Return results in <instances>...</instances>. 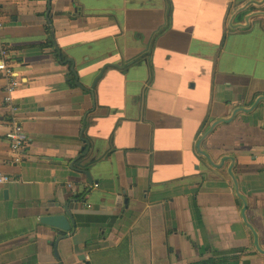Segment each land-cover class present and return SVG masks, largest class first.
Wrapping results in <instances>:
<instances>
[{"label": "crops", "instance_id": "crops-1", "mask_svg": "<svg viewBox=\"0 0 264 264\" xmlns=\"http://www.w3.org/2000/svg\"><path fill=\"white\" fill-rule=\"evenodd\" d=\"M0 15L29 137L11 165L2 113L0 264H204L237 251L229 264H264V0H0ZM228 119L201 145L211 165L198 143ZM49 208L75 219L57 246L40 223Z\"/></svg>", "mask_w": 264, "mask_h": 264}, {"label": "built area", "instance_id": "built-area-1", "mask_svg": "<svg viewBox=\"0 0 264 264\" xmlns=\"http://www.w3.org/2000/svg\"><path fill=\"white\" fill-rule=\"evenodd\" d=\"M12 23L0 15V32L11 28ZM10 52L0 40V75L7 81L4 92L3 101L0 106V116L2 113L9 112L12 119V132L8 134V139L11 141V153L14 158L11 160V165H22L27 156L26 148L29 142L25 127L19 122L16 117L18 106L15 104L14 95L17 92L20 81L16 77L15 69L10 61ZM12 179L0 172V186H5L11 183Z\"/></svg>", "mask_w": 264, "mask_h": 264}, {"label": "water", "instance_id": "water-1", "mask_svg": "<svg viewBox=\"0 0 264 264\" xmlns=\"http://www.w3.org/2000/svg\"><path fill=\"white\" fill-rule=\"evenodd\" d=\"M73 63H74V69L72 70V72L74 73L75 78H76V86H78L79 88H81L79 76L75 72V62H74V60H73ZM94 88H95V86H94ZM90 94L92 95V97L95 100V94L93 92H90ZM231 121H232L231 119L230 120L228 119V120H220V121L216 122L215 124H213L211 126V128L206 132V134L203 135V137L200 139V141L198 143V152L201 154L202 157L206 158L211 165H214V164H213L211 158L209 157V155L206 154L205 152H203V150L201 149V145L209 137V135L215 130V128L217 126H219L221 124L230 123ZM83 134H84V131H83L82 135ZM90 147H91L90 142H87V149H86V152L87 153L89 152ZM229 159H230V161L233 162V159L232 158H229ZM76 162H77V160L74 161L73 168H74V165L76 164ZM92 164H95V163L92 162L90 164H86L84 167L86 169H89V167H91ZM81 173L84 174L88 178V180L91 183V185L94 186L95 182L93 181L92 175H91L92 169H90V170H83V171H81ZM229 173H230V177H231V179H232V181L234 183V186L236 188L237 196L243 201V203L245 205V209L247 211V208H246L247 207V202L243 198V196H241L240 193H239V185H238L237 179H236V177H235V175L233 173L232 168H230ZM59 204L55 205V208H59L60 207ZM52 209H54V207H52ZM52 209L49 208L48 210H46L47 213L41 218L40 223L43 226L50 227V228H52L55 231V237H56L55 238V245H56V243L58 245L60 243V241H62L63 238H64L62 236V234L61 233H58V232L69 233L71 230H73V228L75 227V222H74L75 219H74V216L69 212V209L67 211L64 209V211L66 212L65 215L62 214V213H59V212H53ZM243 218H244V220H246L245 212L243 213ZM75 232H76V230L74 231V233ZM66 237L67 236H65V238Z\"/></svg>", "mask_w": 264, "mask_h": 264}, {"label": "trees", "instance_id": "trees-1", "mask_svg": "<svg viewBox=\"0 0 264 264\" xmlns=\"http://www.w3.org/2000/svg\"><path fill=\"white\" fill-rule=\"evenodd\" d=\"M43 49H53V44L51 41H47L45 44L41 46ZM8 49V48H7ZM140 58V57H139ZM139 58L135 59L138 62ZM96 163V162H93ZM80 165V163H79ZM81 166V165H80ZM81 168V167H80ZM83 168V167H82ZM85 168V167H84ZM83 168V169H84ZM245 253L243 251H237L229 255H220L216 259H209L205 260L208 261L204 264H229V263H237L241 260ZM204 261V260H203Z\"/></svg>", "mask_w": 264, "mask_h": 264}, {"label": "rangeland", "instance_id": "rangeland-1", "mask_svg": "<svg viewBox=\"0 0 264 264\" xmlns=\"http://www.w3.org/2000/svg\"><path fill=\"white\" fill-rule=\"evenodd\" d=\"M98 7V9H90L87 11V13L91 14L92 16H95L99 14L100 12V8L99 5H96ZM87 10V9H86Z\"/></svg>", "mask_w": 264, "mask_h": 264}]
</instances>
